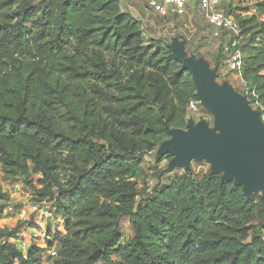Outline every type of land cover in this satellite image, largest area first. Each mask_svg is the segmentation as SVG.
Instances as JSON below:
<instances>
[{"label":"trees","instance_id":"obj_1","mask_svg":"<svg viewBox=\"0 0 264 264\" xmlns=\"http://www.w3.org/2000/svg\"><path fill=\"white\" fill-rule=\"evenodd\" d=\"M239 2L240 14L225 10L243 54L245 89L236 91L264 120V0ZM145 38L119 0H0L2 170L40 175L35 193L64 225L48 233L53 264H264L259 195L247 199L209 170L140 193L163 126L183 128L197 100L167 40ZM223 57L222 46L217 63ZM207 115L201 109L197 120ZM16 231L0 229V264H42L44 248L23 252L9 241Z\"/></svg>","mask_w":264,"mask_h":264},{"label":"water","instance_id":"obj_2","mask_svg":"<svg viewBox=\"0 0 264 264\" xmlns=\"http://www.w3.org/2000/svg\"><path fill=\"white\" fill-rule=\"evenodd\" d=\"M168 47L191 74L196 98L213 121L188 117L180 129L165 124L162 130L168 137L159 144L156 159L170 157L161 173L181 167L187 171L193 160L204 159L210 173L219 174L222 182L240 186L247 199L260 192L264 203V120L259 111L228 81H216L217 67L187 52L183 34L172 36Z\"/></svg>","mask_w":264,"mask_h":264},{"label":"rangeland","instance_id":"obj_3","mask_svg":"<svg viewBox=\"0 0 264 264\" xmlns=\"http://www.w3.org/2000/svg\"><path fill=\"white\" fill-rule=\"evenodd\" d=\"M38 1V0H36ZM245 6L239 0H223L220 8L228 11L233 10L237 14L243 12L241 8ZM149 12L145 19L141 20L143 32L146 34V41L151 37H160L170 43V38L177 33L185 35L187 38L190 51L188 53L195 54L198 58H205L211 68H219L220 63L217 60L221 54V47L227 43L231 35L227 32H221L219 37H215L211 28L207 25L204 13L197 8V0H188L186 5V13L182 15H169L153 12L150 8L145 6ZM195 29V30H194ZM221 59V58H220ZM232 73L225 78H220L216 74V81L234 80L235 75ZM244 86L238 87L235 90L242 92ZM251 104V103H250ZM252 105V104H251ZM252 107H254L252 105ZM201 108L199 113H201ZM204 110V109H203ZM205 111V110H204ZM206 120L212 124L213 117L206 112ZM199 116V115H198ZM198 116H196L195 121ZM202 119V118H201ZM164 135V139H167ZM159 147V146H158ZM145 157L143 163V172L137 178L138 188L141 194H151L153 189L157 187L158 182L161 184L169 183L172 178L180 176L186 170L181 167L171 172L161 173L156 177V172L165 169L169 160L163 159L158 163L156 159L157 149ZM190 171L197 176H201L210 168L209 162L202 159V161L193 160L190 164ZM153 173V174H152ZM39 174L29 171L25 174H18L9 176L4 173L0 163V229L12 231L17 228L14 236L9 240L23 252L26 251L30 245H38L44 248L41 252L42 264H53V256L51 252L53 249H48V233L56 232V230L63 232V220L55 212L53 204L47 198H41L35 193L37 189L41 188L38 183ZM260 196V192L254 193ZM121 233L122 239L128 240L132 236L131 224L128 222L126 216L121 217ZM101 264V263H100Z\"/></svg>","mask_w":264,"mask_h":264},{"label":"built area","instance_id":"obj_4","mask_svg":"<svg viewBox=\"0 0 264 264\" xmlns=\"http://www.w3.org/2000/svg\"><path fill=\"white\" fill-rule=\"evenodd\" d=\"M188 0H148V6L154 11L162 14L182 15L186 13ZM220 0H197V7L204 13L207 23L211 26L215 37L221 32H227L231 38L223 44L224 57L222 58L216 74L225 78L232 73L241 75L240 70L243 64V54L237 48L236 37L239 34L238 24L229 13L219 7ZM201 104L198 100H191L188 105V116L199 115ZM55 252L52 251L51 255Z\"/></svg>","mask_w":264,"mask_h":264},{"label":"crops","instance_id":"obj_5","mask_svg":"<svg viewBox=\"0 0 264 264\" xmlns=\"http://www.w3.org/2000/svg\"><path fill=\"white\" fill-rule=\"evenodd\" d=\"M147 1L148 0H119L121 7L123 9L129 11L130 13H132V15L134 17L136 16L140 21L145 19V16L149 15V12L145 9L146 5L148 8H150L147 4ZM192 2H193V0H192ZM222 3H223V0H220L219 7H220V4H222ZM157 13H159V12H157ZM166 15L169 16L170 14H166ZM205 21H206V19H205ZM206 23H207V21H206ZM207 25L211 28V26L208 23H207ZM211 30H212V28H211ZM230 84L233 86L234 89L244 86L241 75L236 74L234 77V80L232 82H230Z\"/></svg>","mask_w":264,"mask_h":264}]
</instances>
